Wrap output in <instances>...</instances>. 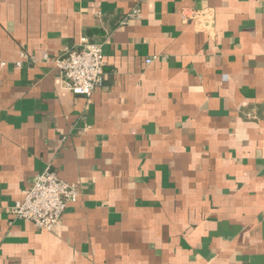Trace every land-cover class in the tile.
I'll list each match as a JSON object with an SVG mask.
<instances>
[{
    "label": "crops",
    "instance_id": "1",
    "mask_svg": "<svg viewBox=\"0 0 264 264\" xmlns=\"http://www.w3.org/2000/svg\"><path fill=\"white\" fill-rule=\"evenodd\" d=\"M47 169L79 192L53 231L10 213ZM0 264H264L262 0H0Z\"/></svg>",
    "mask_w": 264,
    "mask_h": 264
},
{
    "label": "built area",
    "instance_id": "2",
    "mask_svg": "<svg viewBox=\"0 0 264 264\" xmlns=\"http://www.w3.org/2000/svg\"><path fill=\"white\" fill-rule=\"evenodd\" d=\"M262 6L264 10V0ZM137 13L138 10H134L130 16ZM196 15L193 14L194 17ZM147 61L151 62L150 59ZM57 64L65 89L90 98L103 84L106 66L103 46L86 37L78 46L65 49ZM16 66H21V62H17ZM78 195L75 184L66 182L56 172L47 169L32 180L24 190L23 198L11 207L10 213L15 218L33 222L41 229L53 231L60 224L69 202L77 201Z\"/></svg>",
    "mask_w": 264,
    "mask_h": 264
}]
</instances>
